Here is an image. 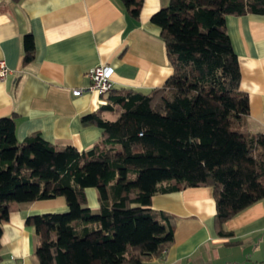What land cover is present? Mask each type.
<instances>
[{
    "label": "trees",
    "instance_id": "obj_1",
    "mask_svg": "<svg viewBox=\"0 0 264 264\" xmlns=\"http://www.w3.org/2000/svg\"><path fill=\"white\" fill-rule=\"evenodd\" d=\"M120 1L137 21L142 0ZM243 14L263 15L264 0H165L150 20L172 74L147 93H107L81 118L103 137L87 151L38 132L19 141L14 116L0 118V248L15 205L61 196L65 212L24 221L38 237L37 264H143L173 243V217L151 208L152 196L195 186L212 188L218 233L230 235L223 224L264 199V133L243 126L248 98L225 28L227 15ZM34 54L27 33L23 64ZM89 187L97 210L87 205Z\"/></svg>",
    "mask_w": 264,
    "mask_h": 264
},
{
    "label": "crops",
    "instance_id": "obj_2",
    "mask_svg": "<svg viewBox=\"0 0 264 264\" xmlns=\"http://www.w3.org/2000/svg\"><path fill=\"white\" fill-rule=\"evenodd\" d=\"M164 4L142 0L135 21L120 0H0V61L8 69L0 79V118L14 116L19 141L38 132L55 145L91 149L103 137L81 118L106 104V94L85 90L87 71L112 66L116 90L147 93L161 86L172 68L160 28L150 19ZM225 28L239 63V89L248 98L243 126L264 133V14L227 15ZM27 33L35 54L23 64ZM73 89L84 91L73 95ZM85 195L88 207L97 210L96 190L86 188ZM151 208L173 217V243L143 264H264V199L228 219L223 229L231 234L225 236L218 233L209 186L155 194ZM66 210L61 196L15 205L1 223L0 264H37L38 237L25 219Z\"/></svg>",
    "mask_w": 264,
    "mask_h": 264
},
{
    "label": "built area",
    "instance_id": "obj_3",
    "mask_svg": "<svg viewBox=\"0 0 264 264\" xmlns=\"http://www.w3.org/2000/svg\"><path fill=\"white\" fill-rule=\"evenodd\" d=\"M8 69L3 61H0V79H4L7 75ZM113 73V68L110 65L102 64L97 65L87 71V77L90 83L87 87V91H95L100 95H105L113 89V84L110 77ZM83 89H73V95H79L83 92Z\"/></svg>",
    "mask_w": 264,
    "mask_h": 264
}]
</instances>
